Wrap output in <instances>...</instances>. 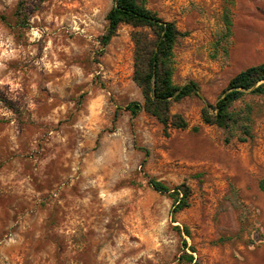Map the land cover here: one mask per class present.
<instances>
[{
  "label": "rangeland",
  "instance_id": "374dc122",
  "mask_svg": "<svg viewBox=\"0 0 264 264\" xmlns=\"http://www.w3.org/2000/svg\"><path fill=\"white\" fill-rule=\"evenodd\" d=\"M143 2L184 33L172 82L198 94L169 113L185 128L124 109L143 94L134 27L100 40L113 0H0V264H264V93L244 90L225 125L201 118L264 62V0Z\"/></svg>",
  "mask_w": 264,
  "mask_h": 264
},
{
  "label": "trees",
  "instance_id": "16d2710c",
  "mask_svg": "<svg viewBox=\"0 0 264 264\" xmlns=\"http://www.w3.org/2000/svg\"><path fill=\"white\" fill-rule=\"evenodd\" d=\"M106 27L101 35V43L107 44L116 34L120 23H128L134 29L131 32L133 42L132 79L143 94V103L132 101L124 106L131 115L144 109L162 124L164 132L168 127H187V121L180 114H170L169 105L189 94H198L194 81L176 85L172 82L171 56L178 36L183 35L174 21L164 20L155 11L147 8L143 0H113L105 15ZM264 93V62L250 65L234 74L227 82L226 90L213 106L216 112L208 110L204 102L201 118L206 123L225 125L232 120L228 107L244 90ZM153 189L173 195V211L189 205V188L184 185L169 187L164 182L148 178ZM187 231V230H186ZM187 262L193 260L192 254L185 252ZM195 264V263H193Z\"/></svg>",
  "mask_w": 264,
  "mask_h": 264
}]
</instances>
